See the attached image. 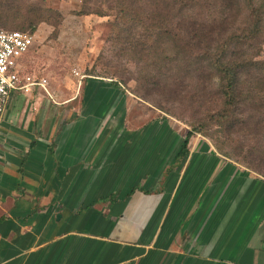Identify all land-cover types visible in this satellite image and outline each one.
<instances>
[{"label":"crops","instance_id":"obj_1","mask_svg":"<svg viewBox=\"0 0 264 264\" xmlns=\"http://www.w3.org/2000/svg\"><path fill=\"white\" fill-rule=\"evenodd\" d=\"M106 87L89 82L86 107L66 122L37 102L20 107L27 91L10 94L0 264H264V177L223 155L163 161L147 142L104 139Z\"/></svg>","mask_w":264,"mask_h":264},{"label":"trees","instance_id":"obj_2","mask_svg":"<svg viewBox=\"0 0 264 264\" xmlns=\"http://www.w3.org/2000/svg\"><path fill=\"white\" fill-rule=\"evenodd\" d=\"M82 1L81 13L114 12L101 55L111 82L125 92L133 80L129 92L150 108L190 111L178 156L200 133L221 155L264 177V0ZM21 6L0 0V27L32 32L47 21L56 29L62 18L39 7L20 16Z\"/></svg>","mask_w":264,"mask_h":264},{"label":"rangeland","instance_id":"obj_3","mask_svg":"<svg viewBox=\"0 0 264 264\" xmlns=\"http://www.w3.org/2000/svg\"><path fill=\"white\" fill-rule=\"evenodd\" d=\"M15 2L22 5L18 11L20 16L30 7L51 9L62 15L56 29L47 21H40L32 32L27 25L18 29L33 35L32 46L21 58L20 76L28 74L47 81L46 89L33 86L24 92L29 99L23 97L19 106L30 108L37 102L38 107L52 108L50 119L54 115L61 122L77 120L79 112L87 105V101L84 102L87 84L91 81L104 82L107 87L102 89L106 91V98L101 104L103 113L99 116L102 120L98 119L95 123L96 128H105L101 133L104 139L120 137L128 141L137 140L138 145L147 142L150 146L144 148L146 152L152 149L154 155L164 157L163 161L166 158L172 160L190 128L191 113L185 106H176L172 112L155 106L150 108L149 103L139 102L129 92V87L135 85L133 80L126 77L129 87L125 93L110 81L112 78L107 76L112 75L113 71L107 67L101 55L106 48L107 38L111 36L110 28L115 18L113 10L104 9L105 15L102 16L84 14L81 13L84 5L82 0ZM0 29L12 30L13 27L4 26ZM261 56L264 58V47ZM71 97L74 98L71 102H64ZM54 107L59 109L55 111ZM69 109L71 113H67ZM188 147V155H221L213 142L200 133L191 136ZM163 164L162 161L155 164L153 172L147 173L150 178L157 177Z\"/></svg>","mask_w":264,"mask_h":264},{"label":"built area","instance_id":"obj_4","mask_svg":"<svg viewBox=\"0 0 264 264\" xmlns=\"http://www.w3.org/2000/svg\"><path fill=\"white\" fill-rule=\"evenodd\" d=\"M33 44V35L21 30L0 29V118L8 104L10 94L17 90L29 91L33 86L44 89L45 78L20 76L18 61Z\"/></svg>","mask_w":264,"mask_h":264},{"label":"water","instance_id":"obj_5","mask_svg":"<svg viewBox=\"0 0 264 264\" xmlns=\"http://www.w3.org/2000/svg\"><path fill=\"white\" fill-rule=\"evenodd\" d=\"M60 214L57 215V218H59Z\"/></svg>","mask_w":264,"mask_h":264}]
</instances>
